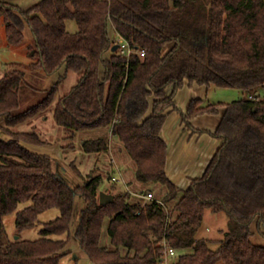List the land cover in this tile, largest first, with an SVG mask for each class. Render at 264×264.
Instances as JSON below:
<instances>
[{
	"label": "trees",
	"instance_id": "1",
	"mask_svg": "<svg viewBox=\"0 0 264 264\" xmlns=\"http://www.w3.org/2000/svg\"><path fill=\"white\" fill-rule=\"evenodd\" d=\"M67 21L76 24L74 33ZM1 23L12 46L22 43L29 27L32 69L52 74L64 66L82 73L58 98L52 117L70 137L97 132L81 141L83 153H107L110 137L132 160L135 179L165 192L145 200L150 189L133 193L124 187L100 205L101 176L71 185L53 169L50 156L27 148L49 144L40 133L15 130L52 105L58 86L20 112L26 75L8 67L0 77V130L9 137H0V264H60L73 253L71 236L91 264H158L166 247L176 252L169 264H264V247L251 241L252 224H264V96L257 93L264 89V0H39L27 9L0 0ZM110 25L133 50L129 57L119 48L112 51L118 42ZM185 84L248 96L207 105L193 98L182 111L174 97ZM172 112L192 132L193 119L220 114L210 134L222 143L185 189L166 172L162 131ZM77 198L83 206L72 234ZM50 209L59 215L44 223L38 239L7 238L5 216L14 213L21 232ZM206 210L230 220L216 249L211 240L196 238ZM105 223L108 245L102 239Z\"/></svg>",
	"mask_w": 264,
	"mask_h": 264
},
{
	"label": "rangeland",
	"instance_id": "2",
	"mask_svg": "<svg viewBox=\"0 0 264 264\" xmlns=\"http://www.w3.org/2000/svg\"><path fill=\"white\" fill-rule=\"evenodd\" d=\"M8 3L19 6L22 9L34 5L39 0H6ZM67 31L74 33L77 30V26L73 21L66 22ZM109 32L115 41L118 40V36L115 37V32L112 26H109ZM34 46V39L29 27L24 29V39L21 44L17 46L10 45L5 36L4 25H0V77L8 67L20 69L25 72L27 82L19 91L20 96V108L18 111L22 112L27 110L31 106L37 104L43 100L51 89L56 85L57 93L54 96L52 105L43 113L37 115L29 122L15 128L16 131H30L35 130L43 136V138L49 143L46 145H30L26 144L27 148L38 154H45L52 158L53 169L62 177H64L71 185H82L87 175L101 176L102 182L100 184L101 191L108 194H116L122 191L124 187L130 188L133 193H137L139 189L151 190L152 198H161L165 192L163 186L157 183H140L135 179V166L132 160L129 158L125 150L118 142L112 138L109 139L110 149L107 153L102 155H88L84 154L81 148V141L88 137L98 135L96 131H88L84 133H77L73 137H70L68 132H65L62 127L55 124L52 117V108L54 107L58 98L67 93L72 86L76 84L82 73H75L66 71L62 66L59 70L52 74H46L42 69H32L30 64L31 58L28 56V50ZM171 91V88L167 89V93ZM260 96H264V89L257 91ZM251 94V93H250ZM256 94V92L252 93ZM248 94H244L237 89L219 88L214 85H193L192 87L186 84L177 91L174 100L179 110L185 111L190 99L200 98L203 105L218 104V103H230L238 99L247 98ZM177 115V113H176ZM174 117L178 118V115ZM220 119L219 115H204L191 121V124L196 129H207L214 131L216 125ZM195 134V133H194ZM0 137L4 140L9 139L8 135L0 130ZM207 137V136H206ZM208 140V139H206ZM71 164L80 173L79 177L75 174L71 168ZM120 173H119V171ZM199 174L200 176L202 175ZM189 176V175H188ZM110 177H115L118 181L111 183ZM180 177V176H179ZM197 176L191 175V178ZM199 177V176H198ZM113 181V179H112ZM185 183L179 182L178 186L182 189L187 187V181ZM186 186H183L185 185ZM24 205H20L19 209ZM82 200L77 198L75 205V212L73 215V224L71 226V232L73 234L79 212L82 208ZM59 215L57 209H50L40 214L38 222L35 226L25 229L21 232H17L15 225V214L11 213L4 217L3 224L6 236L9 240L21 239V240H35L40 237V230L43 228L44 223L54 220ZM230 220L224 212L212 213L210 210H206L201 226L196 234V238H206L211 240L210 248L216 249L217 240L223 238V235L229 230ZM253 236L251 241L254 244L264 247V224L259 228L256 227V223L252 224ZM71 234V235H72ZM66 237V235L61 238ZM102 239L104 245H108L107 237V223L103 225ZM69 249L73 252L71 255L65 256L60 260V264H91V262L79 251L76 241L70 239ZM181 253V252H180ZM179 252L177 253V255ZM74 255H79L78 260L75 261ZM171 261V260H170Z\"/></svg>",
	"mask_w": 264,
	"mask_h": 264
},
{
	"label": "crops",
	"instance_id": "3",
	"mask_svg": "<svg viewBox=\"0 0 264 264\" xmlns=\"http://www.w3.org/2000/svg\"><path fill=\"white\" fill-rule=\"evenodd\" d=\"M174 115H178V118ZM177 115L176 112L169 114L162 131V137L167 143L166 172L169 179L177 186L179 182L184 184L183 180L187 181L188 186L192 179L191 175L200 177L199 174L204 172L222 140L213 137L210 134L213 131L207 129H196L193 125L196 131L186 129L178 113Z\"/></svg>",
	"mask_w": 264,
	"mask_h": 264
},
{
	"label": "built area",
	"instance_id": "4",
	"mask_svg": "<svg viewBox=\"0 0 264 264\" xmlns=\"http://www.w3.org/2000/svg\"><path fill=\"white\" fill-rule=\"evenodd\" d=\"M118 42V48L121 52V54H123L126 57H129L132 53L133 50L131 49V47L129 46V44L124 41L122 38H118L117 40ZM140 56L143 57L144 56V51L140 52ZM249 98H253L252 95L249 96ZM118 181L117 178L113 177V181ZM145 200H151L152 199V195L148 194L147 196L144 197ZM164 245H166V243H164ZM167 249L164 251V255L163 258L161 259V261L158 262V264H169L170 260L173 256H175V250L171 247H166Z\"/></svg>",
	"mask_w": 264,
	"mask_h": 264
},
{
	"label": "water",
	"instance_id": "5",
	"mask_svg": "<svg viewBox=\"0 0 264 264\" xmlns=\"http://www.w3.org/2000/svg\"><path fill=\"white\" fill-rule=\"evenodd\" d=\"M118 48V45H115L112 47V51H115ZM114 199V195L105 193L103 191L99 192V204L100 205H107L108 203L112 202ZM74 258H76V255H74Z\"/></svg>",
	"mask_w": 264,
	"mask_h": 264
}]
</instances>
